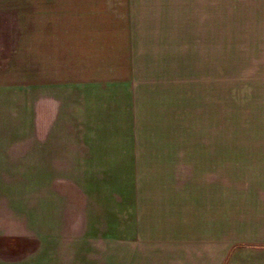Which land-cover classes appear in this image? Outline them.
Listing matches in <instances>:
<instances>
[{
    "label": "rangeland",
    "instance_id": "rangeland-1",
    "mask_svg": "<svg viewBox=\"0 0 264 264\" xmlns=\"http://www.w3.org/2000/svg\"><path fill=\"white\" fill-rule=\"evenodd\" d=\"M90 118L105 125V172H94L105 244L101 231H67L41 255L30 237L0 264H155L150 231L141 258L115 246L135 191L158 222L219 213L221 264L264 261L230 226L264 223L245 204L264 200V0H0V122L48 137L89 130ZM48 142L31 140L34 167ZM170 258L156 264H179Z\"/></svg>",
    "mask_w": 264,
    "mask_h": 264
},
{
    "label": "crops",
    "instance_id": "crops-1",
    "mask_svg": "<svg viewBox=\"0 0 264 264\" xmlns=\"http://www.w3.org/2000/svg\"><path fill=\"white\" fill-rule=\"evenodd\" d=\"M86 123L89 130H55L44 134L48 137H39L33 132L31 137L30 133L19 131L18 127H7L12 124L8 120L0 122V128L8 129L0 131V247L4 248L0 251L12 250L14 243L37 237L38 251L42 255L46 251V240L60 241L59 238L67 231H86L89 236L90 231H101L95 236L102 241L101 246L105 244V184L102 180V183H95L94 177V172H105V125L100 130H94V118ZM38 138L50 142L47 147L41 148L42 153L32 159L36 163L34 167L29 144ZM34 172L37 173V181L31 182L30 173ZM137 199L135 191L133 203L128 207L119 205L123 210L119 213V230L114 231L117 235L115 246L128 251L134 247V253L141 258L142 243L147 242L148 237L145 231H150L148 245L150 258L156 261L155 264L166 262L170 252L175 258H170L171 261L183 264L185 260L189 261V251L193 264L197 263V259L202 260L199 264L222 263L223 227L219 213L206 216L199 212L189 224L183 214L176 219L166 218L158 222L154 216L142 217V207ZM262 199L247 200L245 204L254 202L257 206L253 207V211L262 213ZM122 213L128 214L129 219H125ZM262 224L260 219L252 222L249 219H232L230 223L231 234L240 237L238 243L249 245L246 250L253 257L264 252L259 246L264 243ZM251 225L255 226L253 230H249ZM238 228L240 231H237ZM161 231H166L165 257L163 249L158 247L162 244L159 242L163 237ZM255 234L261 239L254 238ZM155 252L157 255H154ZM197 252L201 253L200 256ZM246 262L264 264L263 260Z\"/></svg>",
    "mask_w": 264,
    "mask_h": 264
}]
</instances>
